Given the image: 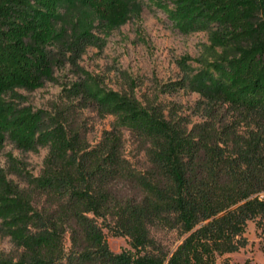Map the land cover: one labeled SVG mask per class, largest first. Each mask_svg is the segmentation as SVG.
Instances as JSON below:
<instances>
[{
	"label": "trees",
	"instance_id": "trees-1",
	"mask_svg": "<svg viewBox=\"0 0 264 264\" xmlns=\"http://www.w3.org/2000/svg\"><path fill=\"white\" fill-rule=\"evenodd\" d=\"M148 1L211 53L180 57L177 78L140 99L126 73L115 90L81 62L141 0H0V150H48L38 175L11 153L0 166V238L14 247L0 264H229L249 222L264 234V0ZM60 70L73 78L60 101L26 104L21 91ZM180 92L198 98H161ZM107 117L92 144L89 121ZM105 229L130 248L112 251Z\"/></svg>",
	"mask_w": 264,
	"mask_h": 264
},
{
	"label": "rangeland",
	"instance_id": "rangeland-1",
	"mask_svg": "<svg viewBox=\"0 0 264 264\" xmlns=\"http://www.w3.org/2000/svg\"><path fill=\"white\" fill-rule=\"evenodd\" d=\"M209 41L204 33L183 35L169 22L166 15L150 5L148 0H141L135 6L129 19L108 37L106 46L102 49L90 48L84 55L81 64L90 72L98 74L105 85L111 89H129L122 72L136 80L135 92L137 97H153L160 84L175 80L179 74L176 60L184 55L199 57L208 56ZM57 82H48L35 91H21L26 97V104L34 108L51 109L60 101L63 83L73 79L66 71H57ZM175 100L185 105L194 103L198 96L180 92L174 96L161 97ZM88 114V113H87ZM112 117L105 119L93 118L89 121L92 128L88 138L95 144L104 129H109ZM12 154L23 166L34 175L42 169L43 161L48 150L43 148L37 152L21 151L11 143L0 150V166L7 168L8 154ZM126 153L133 163L144 162L142 153L137 152L136 144L130 136H126ZM13 180L20 182L15 176ZM21 186H24L21 183ZM110 249L116 253L129 249V239L116 237L104 230ZM248 246L238 253L226 255L229 264H264V234L257 230L254 222H249L246 231ZM164 243L174 247L179 243L175 232L158 233ZM14 250L9 238H0V251L10 253ZM222 260V259H221Z\"/></svg>",
	"mask_w": 264,
	"mask_h": 264
}]
</instances>
